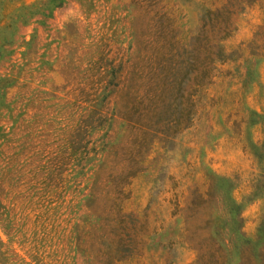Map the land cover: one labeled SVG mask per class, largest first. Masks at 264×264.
<instances>
[{
    "label": "rangeland",
    "instance_id": "374dc122",
    "mask_svg": "<svg viewBox=\"0 0 264 264\" xmlns=\"http://www.w3.org/2000/svg\"><path fill=\"white\" fill-rule=\"evenodd\" d=\"M0 264H264V0H0Z\"/></svg>",
    "mask_w": 264,
    "mask_h": 264
},
{
    "label": "trees",
    "instance_id": "16d2710c",
    "mask_svg": "<svg viewBox=\"0 0 264 264\" xmlns=\"http://www.w3.org/2000/svg\"><path fill=\"white\" fill-rule=\"evenodd\" d=\"M60 2H61V1H59L58 4H56V5H59ZM56 5H55V6H56Z\"/></svg>",
    "mask_w": 264,
    "mask_h": 264
}]
</instances>
